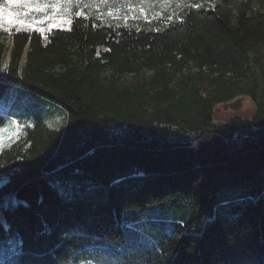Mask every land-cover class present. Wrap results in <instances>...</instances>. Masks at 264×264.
<instances>
[{
  "label": "trees",
  "instance_id": "trees-1",
  "mask_svg": "<svg viewBox=\"0 0 264 264\" xmlns=\"http://www.w3.org/2000/svg\"><path fill=\"white\" fill-rule=\"evenodd\" d=\"M169 7L82 0L47 40L0 29V98L66 111L16 120L0 151V264H264V0ZM239 96L253 119L215 121Z\"/></svg>",
  "mask_w": 264,
  "mask_h": 264
},
{
  "label": "rangeland",
  "instance_id": "rangeland-1",
  "mask_svg": "<svg viewBox=\"0 0 264 264\" xmlns=\"http://www.w3.org/2000/svg\"><path fill=\"white\" fill-rule=\"evenodd\" d=\"M3 2V1H2ZM0 2V3H2ZM161 5V4H160ZM163 9L170 8L169 6H162ZM72 9L74 6L69 9L67 12H64L63 6L60 9V12L56 13L57 18H59L60 13L64 12V17L66 19L70 18L72 15ZM49 14H52L53 9L49 7L47 9ZM30 15L35 16L37 18L43 17L44 12H33ZM5 28L9 26L7 24L4 25ZM4 30V28H0ZM18 30L25 31H34L27 27H17L11 26L8 32L12 33ZM248 96H239L235 100L237 101V105L233 107V110L227 113L226 116H222V110L214 111V119L217 122H227L228 120L239 117L246 120H252L254 115L256 114V106L254 102ZM233 100V101H235ZM231 101V102H233ZM231 102H227L224 104H229ZM35 110H39L41 115L44 118L46 124L51 128H56V126H60L62 124V120L64 113L66 115V111L64 108L59 105L52 98L47 96H40L30 91H21L18 88L11 90L9 93L4 94L0 98V112L8 119V125L6 127L0 128V136L3 137L2 148L9 147L20 135L21 127L19 126L18 121L23 120L24 116L27 114L31 115V113ZM30 117V116H29ZM31 122L30 126H33V120L30 118ZM15 122V123H14ZM14 123V124H13ZM6 181L0 176V186H2Z\"/></svg>",
  "mask_w": 264,
  "mask_h": 264
},
{
  "label": "snow or ice",
  "instance_id": "snow-or-ice-1",
  "mask_svg": "<svg viewBox=\"0 0 264 264\" xmlns=\"http://www.w3.org/2000/svg\"><path fill=\"white\" fill-rule=\"evenodd\" d=\"M105 5H108L109 0H101ZM215 3L216 0H211ZM82 0H3L0 3V28H4L5 32L10 30L11 26L17 27H27L30 28L42 36L44 39H48L49 33H52L54 29H59L60 31H72L73 21L64 17V12H67L73 6L79 7ZM156 3L162 6H179L183 7L189 12L193 9L199 10L201 8H208L210 0H156ZM63 6L64 12L60 13L59 18H57L56 13L60 12ZM51 7L53 9L52 14H49L47 9ZM33 12H44L43 17L37 18L30 15ZM109 15L112 13L109 12ZM82 15V13H80ZM168 20L173 22L184 23V16L181 15L178 19H174L169 16ZM7 24L9 27L5 28L4 25ZM111 27V25H109ZM99 55V52L97 53ZM3 137L0 136V151L2 148Z\"/></svg>",
  "mask_w": 264,
  "mask_h": 264
}]
</instances>
